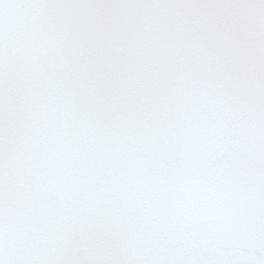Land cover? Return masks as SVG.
Listing matches in <instances>:
<instances>
[{"label": "snow or ice", "instance_id": "1", "mask_svg": "<svg viewBox=\"0 0 264 264\" xmlns=\"http://www.w3.org/2000/svg\"><path fill=\"white\" fill-rule=\"evenodd\" d=\"M0 264H264V0H0Z\"/></svg>", "mask_w": 264, "mask_h": 264}]
</instances>
